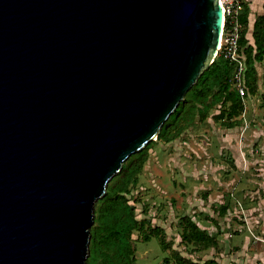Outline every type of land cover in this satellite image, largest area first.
Returning a JSON list of instances; mask_svg holds the SVG:
<instances>
[{
  "label": "water",
  "instance_id": "95a60500",
  "mask_svg": "<svg viewBox=\"0 0 264 264\" xmlns=\"http://www.w3.org/2000/svg\"><path fill=\"white\" fill-rule=\"evenodd\" d=\"M222 21L218 0H0V264H85L94 202Z\"/></svg>",
  "mask_w": 264,
  "mask_h": 264
},
{
  "label": "rangeland",
  "instance_id": "374dc122",
  "mask_svg": "<svg viewBox=\"0 0 264 264\" xmlns=\"http://www.w3.org/2000/svg\"><path fill=\"white\" fill-rule=\"evenodd\" d=\"M262 69L258 64L259 91L244 97L236 126L228 128L213 119L218 106L200 119L203 109L194 107L188 95L171 129H181L180 133L170 142L154 139L148 148L137 182L125 194L135 217L147 220L131 235L136 264H178L177 254L197 262L213 258L227 264H264ZM184 216L214 236L218 248L202 249L183 241ZM147 226L162 229L170 249L164 251L155 235L142 240Z\"/></svg>",
  "mask_w": 264,
  "mask_h": 264
},
{
  "label": "trees",
  "instance_id": "16d2710c",
  "mask_svg": "<svg viewBox=\"0 0 264 264\" xmlns=\"http://www.w3.org/2000/svg\"><path fill=\"white\" fill-rule=\"evenodd\" d=\"M248 12V6L245 5L241 14L243 29L239 38L245 64L243 96L239 94L234 78L236 63L223 58L219 53L216 54L211 64L200 74L174 111L163 122L157 140L170 142L180 133L181 129L177 131L176 128L172 132L171 129L175 128V119L179 117L188 95L193 98L194 107L198 105L202 107L203 111L199 113L200 119L205 118L211 108L218 106L217 112L212 115L215 121H222L228 128L236 126L241 121L244 97L254 96L259 91L257 64L263 67L264 82V14L257 15L253 22V43L251 44L245 37ZM259 95L264 98V89ZM262 107L264 126V99ZM153 142L154 140L147 142L143 148L131 154L122 163L120 170L109 179L104 194L94 202L93 223L89 228L90 236L85 264H91L93 259L97 262L96 264H136L131 235L134 230H141L147 220H138L135 217L134 209L128 204L125 194L129 192L131 186L136 184L147 150ZM182 225L180 237L183 241L202 249L218 248L217 239L205 233L188 216L182 218ZM148 228L149 231L142 235V240H149L155 235L164 251L170 249L162 229L156 226L152 228L147 226ZM163 261L167 263L168 259L164 258ZM176 261L178 264H220L213 258L197 262L179 254L176 255Z\"/></svg>",
  "mask_w": 264,
  "mask_h": 264
},
{
  "label": "built area",
  "instance_id": "2783aa9c",
  "mask_svg": "<svg viewBox=\"0 0 264 264\" xmlns=\"http://www.w3.org/2000/svg\"><path fill=\"white\" fill-rule=\"evenodd\" d=\"M247 0H218L222 7L223 21L219 45L216 54L236 63L235 82L238 92L243 96L244 86V59L241 54L239 38L243 29L241 14Z\"/></svg>",
  "mask_w": 264,
  "mask_h": 264
},
{
  "label": "crops",
  "instance_id": "0c3cea01",
  "mask_svg": "<svg viewBox=\"0 0 264 264\" xmlns=\"http://www.w3.org/2000/svg\"><path fill=\"white\" fill-rule=\"evenodd\" d=\"M245 5L248 6V9H249V12H248V22H247V25H246L245 37L252 44L253 43V38H252L253 22H254V20H255V18H256L257 15L264 14V0H247L244 3V7H245ZM259 75L260 74L258 73V76ZM260 88H261V86L259 87V89ZM246 237H247V239H250L248 235H246ZM260 237L264 240V229L261 231ZM261 247L263 248L262 251H264V244H262ZM244 251H246V250H244ZM243 254H247V253L244 252ZM238 259H237L238 262L241 263L243 257H239ZM240 260H241V262H240ZM216 261L219 262L220 264H227V263H224V262H220L218 260H216Z\"/></svg>",
  "mask_w": 264,
  "mask_h": 264
}]
</instances>
